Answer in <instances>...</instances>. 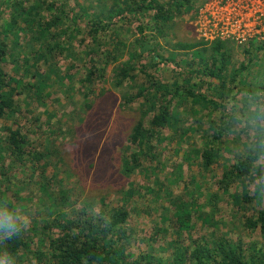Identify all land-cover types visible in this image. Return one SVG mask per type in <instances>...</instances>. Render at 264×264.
Instances as JSON below:
<instances>
[{"label": "rangeland", "instance_id": "obj_1", "mask_svg": "<svg viewBox=\"0 0 264 264\" xmlns=\"http://www.w3.org/2000/svg\"><path fill=\"white\" fill-rule=\"evenodd\" d=\"M46 1L54 5L58 0ZM73 11L70 17H74L78 9L75 7ZM181 12L179 17L182 18L175 33L177 38L171 32L158 38L162 46L159 54L169 60L160 71L166 82H174L179 71L186 72V75L178 81L194 76L191 70L198 69L202 57H205L196 55L201 48L194 51L177 49L179 43L202 42L209 46L212 42L224 40L233 46L236 55L235 64L230 67L233 70L238 69L241 60L245 59L241 49L249 47L253 41H264V0H192L187 10ZM54 13L57 14L58 10ZM79 22L81 25L85 23L82 19ZM127 26V22H121L109 32L100 33V40L107 43L106 50L111 51L116 41L123 42L119 54L124 56L118 62L110 60L107 66L102 62L92 81L87 82L85 78L90 72V64L84 66L74 61L72 56L75 53L70 52L66 60L59 63L58 75L53 77L51 84L47 83L48 88L41 99L34 96L35 88L31 85L39 78L33 75L34 65L22 63L26 59L16 52V58L22 60L20 70L15 71V62L4 64L9 74L30 83L16 94L18 106L14 113L0 119V139L7 134V128L19 129L28 137L27 151L31 157L28 155L26 164L15 171H7L10 177L4 179L6 186L9 182L12 187L11 191H6L7 197L17 205L21 214L30 216L31 223L26 232L30 235L32 248L49 257V236L54 234L56 237V232L77 219L80 213L106 215L115 208H124L130 212L127 229L133 236L132 244L126 248L130 262L142 254L150 260L167 262L178 249L188 247L191 251L205 245V241L224 236L242 244L247 252L252 251L253 244L259 253L264 252V235L245 225L246 220L262 207V202L243 200L246 194L254 195L255 185L264 181L260 178L264 174L254 173L245 184L232 186L224 202L212 199L214 194L220 198L225 195L217 190L216 182L226 162L222 158L210 170L200 168L197 152L204 149L203 142L206 132L211 129V120L198 125L195 115L190 113L192 107H178L188 120L186 125L180 123V127L166 131L159 139L156 163L144 158L142 163L147 162L136 175L123 172L122 162L129 153L130 134L139 121L146 119L142 106L138 109L122 107V99L128 98L121 93L115 77L119 63L131 56V48L126 46L138 37L127 30ZM73 34L79 42L88 37L86 33ZM19 40L24 45L30 39L20 36ZM172 55H175V61L169 59ZM193 57L196 58L194 65ZM149 58L146 57L147 61ZM37 69L48 70L43 61L38 63ZM99 73L103 78L98 76ZM137 77L136 72L131 74L132 83L127 91L135 89ZM139 81L143 82L145 78L140 75ZM245 123L244 118L238 119L235 136L240 143H226L223 150L226 158L233 159L234 155L229 153L246 152V142H250L248 134L253 131L251 125ZM7 158L0 144V164ZM259 169L264 170V166ZM2 171L0 165V175ZM20 188L23 190L19 192ZM180 202L189 204V228H180L174 215ZM4 247L5 242L0 244V251L5 250ZM41 255L39 253L37 258L21 264H50Z\"/></svg>", "mask_w": 264, "mask_h": 264}, {"label": "trees", "instance_id": "obj_2", "mask_svg": "<svg viewBox=\"0 0 264 264\" xmlns=\"http://www.w3.org/2000/svg\"><path fill=\"white\" fill-rule=\"evenodd\" d=\"M191 2L192 0H58L53 5L46 0H0V119L14 113L18 106L16 94L30 84L12 76L4 68V64L15 62V71L20 70L22 60L16 58L15 52L26 59L22 63L30 62L31 66H35L33 75L39 78L31 85L35 88L34 96L41 99L48 88L47 83L51 84L53 77L58 75L56 69L59 63L66 60L70 52L75 53L72 56L74 61L84 66L90 64V72H87L85 78L87 82L92 81L102 62L106 66L110 60L118 62L124 56L119 54L123 42L116 41L111 51L106 50L107 43L100 40V33L109 32L119 23L127 22V30L138 37L126 46L131 48V56L119 63L115 77L121 93L128 98L122 99V107L138 109L142 106L146 119L139 121L130 134L129 153L122 162L123 172L126 175H136L144 162H147L144 160L142 163L144 158L151 160L153 164L157 162V142L165 136L166 131L180 127V123L186 125L188 118L182 116L178 107L188 105L192 107L190 113L195 115L198 125L211 120V129L206 132L203 142L204 149L197 152V158L203 170H210L222 158L225 159L223 171L216 182L217 190L225 195L222 198L218 194L212 195V199L224 202L225 196L237 183L245 184L254 173L264 174V170L257 165L260 151L256 146L261 133L253 122L258 110L264 108V41H253L249 47L241 49L245 59L241 60L238 69L233 70L230 67L235 64L233 61L236 55L233 46L228 43L222 40L212 42L209 46L202 42L179 43L177 49L194 51L201 48L202 51L196 55L205 57H202L198 69L191 70L192 74L195 73L194 76L178 81L182 75H186V72L179 71L174 82L164 81L160 71L169 60L159 54L162 46L158 38H164L168 32L177 38L176 27L182 18L179 15L182 14L181 11L187 10ZM75 7L78 11L74 17H70ZM55 10H58L57 14L54 13ZM79 19L85 23L81 25ZM73 32L86 33L88 37L79 42ZM20 36H27L29 42L20 44ZM147 56L150 57L149 61ZM169 59L175 61V55ZM194 60L195 57L193 65ZM40 61H43L47 71L37 69ZM254 64L257 65L256 68L253 67ZM24 71L30 75L27 69ZM133 72L137 73L138 82L134 90L127 91L128 85L132 83ZM101 73L98 76L103 78ZM139 74L145 81H139ZM240 118L245 119L246 125H251L253 134H248L250 142H246V152L229 153L234 157L228 159L223 150L227 142L240 143L238 136H235L236 123ZM256 123L264 126V122ZM5 131L7 134H3L0 144L6 158L8 155L9 158L0 164L3 167L0 175V199H7L14 204L6 195V191H11L12 187L9 182L6 186L4 177H10L7 171H15L20 165L26 164V157H31V154L27 151L28 137L21 130L7 128ZM150 166L152 165L148 167ZM255 186L254 195L246 194L243 200L247 203L257 200L262 202V207L246 220L245 225L248 229H258L264 235V181ZM21 190L23 188L19 192ZM175 208L174 215L180 228H189V204L180 202ZM129 221L130 212L124 208H115L106 215L82 212L77 215V219L59 229L56 237L54 234L49 236V257H44L40 251L32 248L30 235L26 231L5 241L4 249L19 264L31 261L33 257L37 258L39 253L50 264H264V252L259 253L254 244L251 246L252 251L247 252L242 244H236L225 236L205 241V245L197 246L191 251L188 247L185 250L178 249L167 262L162 259L150 260L144 254L130 262L126 250L133 239L127 229Z\"/></svg>", "mask_w": 264, "mask_h": 264}, {"label": "clouds", "instance_id": "obj_3", "mask_svg": "<svg viewBox=\"0 0 264 264\" xmlns=\"http://www.w3.org/2000/svg\"><path fill=\"white\" fill-rule=\"evenodd\" d=\"M254 126L260 131L259 144L256 146L260 151L257 161L258 166H264V126L256 122H264V108L258 110L253 117ZM264 179V177H260ZM30 216L21 214V210L7 199H0V244L18 237L22 231L30 226ZM0 264H15V257L6 250L0 251Z\"/></svg>", "mask_w": 264, "mask_h": 264}, {"label": "bare ground", "instance_id": "obj_4", "mask_svg": "<svg viewBox=\"0 0 264 264\" xmlns=\"http://www.w3.org/2000/svg\"><path fill=\"white\" fill-rule=\"evenodd\" d=\"M15 123V122H14Z\"/></svg>", "mask_w": 264, "mask_h": 264}, {"label": "built area", "instance_id": "obj_5", "mask_svg": "<svg viewBox=\"0 0 264 264\" xmlns=\"http://www.w3.org/2000/svg\"><path fill=\"white\" fill-rule=\"evenodd\" d=\"M224 41V40H223Z\"/></svg>", "mask_w": 264, "mask_h": 264}]
</instances>
